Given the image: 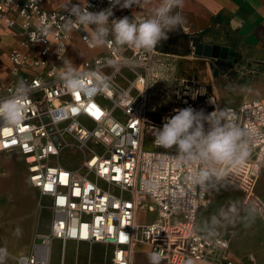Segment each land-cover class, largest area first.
Listing matches in <instances>:
<instances>
[{
  "label": "built area",
  "instance_id": "obj_1",
  "mask_svg": "<svg viewBox=\"0 0 264 264\" xmlns=\"http://www.w3.org/2000/svg\"><path fill=\"white\" fill-rule=\"evenodd\" d=\"M87 4L89 11L110 6L109 0H85L82 6ZM119 7L112 8L110 20L123 17ZM67 16L63 7L45 9L44 0H0V23L20 28L26 50L39 46L37 56L18 50L10 54L13 73L30 92L18 126L0 121V152L23 156L41 206L43 198H50L52 212L49 232L35 233L31 254L17 257L18 264H50L58 240L111 247V262L99 264H134L140 245L149 247L148 256L158 253L165 264H185L188 258L261 264L253 253L236 258L232 236L199 230L198 214L209 200L215 177L204 185L187 182L186 175L201 165L177 166L176 151L154 143L153 128L162 127L164 117L175 114L173 109L194 108L200 97L211 107L209 112L218 107L209 87L194 79H177L173 106L160 114L151 103L154 88L165 90L164 75L155 65L157 47L150 52L120 47L109 37L105 55L85 61L79 70L84 88L71 91L60 72L72 33L79 34L89 50L99 46L91 43V27L74 22L65 30ZM97 77L106 86L98 84ZM16 85L0 79V98L9 96ZM228 109L241 127L251 130L250 156L242 165L227 168L221 180L253 199L264 170V101ZM147 206L157 216L140 222ZM256 209L264 212V206Z\"/></svg>",
  "mask_w": 264,
  "mask_h": 264
},
{
  "label": "crops",
  "instance_id": "obj_2",
  "mask_svg": "<svg viewBox=\"0 0 264 264\" xmlns=\"http://www.w3.org/2000/svg\"><path fill=\"white\" fill-rule=\"evenodd\" d=\"M84 1L72 0V3L83 4ZM66 3L67 0H44V8L55 10ZM158 3L159 0H140L139 6L119 7V11L123 16L143 18ZM175 11L185 17L186 23L179 29L188 33L191 39L200 37L201 41L207 44L235 48L241 58L224 72L217 58L196 55L192 40L190 53L159 52L155 65L164 75V89L171 86L175 79L191 77L209 87L221 109L238 108L246 101H264V0H184L183 8ZM22 39L19 27L12 29L0 23V79L4 83L17 84L21 81V78L13 73L14 65L10 58L13 51L38 55L39 46L26 50ZM73 40L87 48L79 34L73 32L65 59ZM90 51H94V55L81 58L76 66L78 71L85 61L105 55L103 46ZM62 65L64 66V62ZM9 154L11 153L0 152V157ZM21 191L23 190L20 188L13 190L14 197L24 211L25 219L21 220L24 225L18 229L21 233L13 230V234L7 231L1 234L0 250L4 251L0 252L3 257L0 264H18L17 257L31 254L36 241L35 233H46L50 230L52 212L50 209V213L40 210V215L39 207L42 206L38 189L30 182L24 195H21ZM253 195V199H249L247 192L234 183L214 179L209 200L200 209L197 224L200 231L232 236V251L236 258L253 253L258 261L264 264V212L256 209V206H264V170L259 176ZM42 201L47 204L51 199L46 197ZM70 244L68 243L67 247ZM193 262L212 264L195 260ZM237 264L243 263L239 261Z\"/></svg>",
  "mask_w": 264,
  "mask_h": 264
},
{
  "label": "clouds",
  "instance_id": "obj_3",
  "mask_svg": "<svg viewBox=\"0 0 264 264\" xmlns=\"http://www.w3.org/2000/svg\"><path fill=\"white\" fill-rule=\"evenodd\" d=\"M110 6L101 11H89L90 5L73 4L67 0L63 6L68 13L65 17V30H71L72 24L92 28L88 33L94 46H104L112 42L120 47L150 52L161 42L167 41L169 33L179 29L185 23V17L175 9L183 8L184 0H159L143 18L113 16L112 8L119 5L128 8L140 4V0H109ZM74 17V18H73ZM42 31L45 29H41ZM113 63V61H109ZM94 75V74H93ZM84 74L74 67L70 60H64L60 78L66 88L77 91L84 88ZM97 83L103 86V79L97 77ZM30 87L24 81H18L12 93L0 98V121L18 126L24 119L23 101L28 97ZM174 115L165 116L162 127H154V143L164 149L175 148L177 166L201 165L193 167L186 175L187 182L193 185H204L215 177L220 180L229 167L242 165L250 156L248 137L250 129L241 127L227 108H215L212 112L197 110L191 106L173 109ZM214 165H220L217 169ZM4 250H0L3 252ZM3 257L0 256V259ZM158 253L149 256L150 264H159ZM185 264H194L191 258Z\"/></svg>",
  "mask_w": 264,
  "mask_h": 264
},
{
  "label": "rangeland",
  "instance_id": "obj_4",
  "mask_svg": "<svg viewBox=\"0 0 264 264\" xmlns=\"http://www.w3.org/2000/svg\"><path fill=\"white\" fill-rule=\"evenodd\" d=\"M185 49V45L180 47V50L183 52ZM94 53V51L87 50V48L73 40L70 43L66 59L70 60L73 66L76 67L81 58L86 56L90 57L94 55ZM187 79L192 80L193 78L190 77ZM176 80L177 79L174 80L171 86H167L164 92L154 88L151 93L152 106L157 108L160 114L170 111L173 106ZM211 94L213 95V93ZM216 103L219 107L217 98ZM159 113H156L157 116L160 115ZM149 148L151 147L149 146ZM173 149L175 150V148ZM74 156V159H77L79 154L75 153ZM29 183L30 180L27 167L23 156L19 152H13L6 157H0V236L6 233L5 231L12 233L14 230L21 233V230L18 229L21 228L22 224L24 225L21 220L25 219V215L16 197H14L15 192H13V190L16 191V188H20L23 190L21 191V195H24V191ZM48 204L49 203L46 204L43 201L44 206L41 208L39 207L40 215L42 213L40 210H46L50 213ZM149 209L150 208L147 206L146 210L140 212V222L152 221L156 218V212H151ZM68 243L71 244L67 247ZM68 243L66 244L60 240L56 242L52 250V264H99L111 262L112 248L102 243L77 241H68ZM148 250V246L140 245L135 253L134 264H150L149 256L146 254ZM159 264H165V262L160 260Z\"/></svg>",
  "mask_w": 264,
  "mask_h": 264
},
{
  "label": "water",
  "instance_id": "obj_5",
  "mask_svg": "<svg viewBox=\"0 0 264 264\" xmlns=\"http://www.w3.org/2000/svg\"><path fill=\"white\" fill-rule=\"evenodd\" d=\"M195 54L204 57H214L219 60V66L222 71H227L234 63H237L241 55L235 48H229L221 45L207 44L201 41L200 37H192Z\"/></svg>",
  "mask_w": 264,
  "mask_h": 264
},
{
  "label": "trees",
  "instance_id": "obj_6",
  "mask_svg": "<svg viewBox=\"0 0 264 264\" xmlns=\"http://www.w3.org/2000/svg\"><path fill=\"white\" fill-rule=\"evenodd\" d=\"M169 37L170 38L167 41L161 42V44L157 46L159 52L171 54L180 53V47L183 45L186 46L185 53H190L192 51V48L190 46L191 38L188 33H184L180 29H177L169 33ZM194 109H203L207 113L211 110V107L207 106L204 97H200L196 101Z\"/></svg>",
  "mask_w": 264,
  "mask_h": 264
},
{
  "label": "bare ground",
  "instance_id": "obj_7",
  "mask_svg": "<svg viewBox=\"0 0 264 264\" xmlns=\"http://www.w3.org/2000/svg\"><path fill=\"white\" fill-rule=\"evenodd\" d=\"M5 209V208H4ZM2 211V210H1ZM2 214V213H1ZM5 220V219H4Z\"/></svg>",
  "mask_w": 264,
  "mask_h": 264
}]
</instances>
